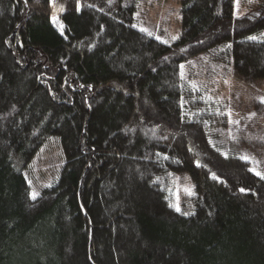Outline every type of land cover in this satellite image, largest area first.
<instances>
[{
    "label": "trees",
    "instance_id": "16d2710c",
    "mask_svg": "<svg viewBox=\"0 0 264 264\" xmlns=\"http://www.w3.org/2000/svg\"><path fill=\"white\" fill-rule=\"evenodd\" d=\"M142 1L0 0V264H264V179L210 144L229 114L185 71L264 80V0H182L169 44L134 27ZM52 138L65 162L33 200Z\"/></svg>",
    "mask_w": 264,
    "mask_h": 264
},
{
    "label": "rangeland",
    "instance_id": "374dc122",
    "mask_svg": "<svg viewBox=\"0 0 264 264\" xmlns=\"http://www.w3.org/2000/svg\"><path fill=\"white\" fill-rule=\"evenodd\" d=\"M181 1L143 0L139 4L134 27L149 32L151 36L168 44L176 41L181 31ZM210 1L221 4L231 12L240 5L237 0ZM56 5L64 7L62 0H56ZM54 10L59 11L60 8L54 7ZM192 65L198 68L195 71L192 67L186 68V75L189 73L191 77L196 76V81L200 82L198 84L206 82L212 88V98L223 105L222 112L229 114L228 121L221 119L209 134L210 144L226 155L251 157L252 168L264 172V103L260 99L264 97V80L257 86H247L230 75L225 78L223 75L228 71L219 64L212 65V69H208L211 72L206 70L204 73L199 70L198 63ZM64 162L59 140L52 138L25 171L30 179L32 192L40 194L43 187L53 184ZM177 182L175 192L180 197L187 193L186 188H192V182L188 178Z\"/></svg>",
    "mask_w": 264,
    "mask_h": 264
},
{
    "label": "snow or ice",
    "instance_id": "6c2138e0",
    "mask_svg": "<svg viewBox=\"0 0 264 264\" xmlns=\"http://www.w3.org/2000/svg\"><path fill=\"white\" fill-rule=\"evenodd\" d=\"M109 2H111V0H109ZM50 3L54 6V7H59L60 8V10L61 11H63L64 10V7L62 6V5H56V0H50ZM239 3V0H237V4ZM89 7H91V5H89ZM55 17H53V21L55 22ZM60 28H61V31L63 32V25L61 24L60 25ZM175 38V37H174ZM262 38H264V34H261V36L260 37H257V36H251V37H248V39H250V40H258V39H262ZM231 45H229V47H230ZM181 67H183V66H181ZM261 99V102L262 103H264V97H261L260 98ZM252 115H255L254 113L252 114ZM215 146V145H214ZM226 155V154H225ZM165 159H168L169 157H167V156H165L164 157ZM241 159H243V160H245V161H249V160H251L252 158L251 157H248V156H242L241 157ZM177 162H179V161H177ZM250 171H252L256 176H259V177H261V179H264V172H261V171H259V170H257L256 168H252V169H250ZM158 179V178H157ZM213 179H219V177L218 176H216V174L215 173H213ZM185 191L189 194V195H195V193L190 189V188H186L185 189ZM239 191L240 192H246V191H248V189H246V188H240L239 189ZM38 195H39V193H37V192H35V191H33L32 193H31V198L33 199V200H36L37 199V197H38ZM169 207H173L177 212H181V208H180V205H179V202H177V203H175V204H169ZM194 213H192V212H182V215H185V216H188V215H193Z\"/></svg>",
    "mask_w": 264,
    "mask_h": 264
}]
</instances>
